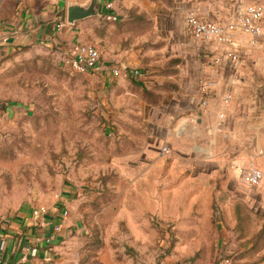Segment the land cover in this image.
<instances>
[{
    "label": "rangeland",
    "instance_id": "374dc122",
    "mask_svg": "<svg viewBox=\"0 0 264 264\" xmlns=\"http://www.w3.org/2000/svg\"><path fill=\"white\" fill-rule=\"evenodd\" d=\"M63 1L0 0V10ZM112 2L138 54L156 42L154 13L178 14L181 5ZM90 17L89 38L105 40L109 20ZM73 45L41 40L0 57V216L62 204L73 226L69 264H219L222 255L264 264L263 199L220 193L222 181L204 165L148 158L145 113L159 97L140 78L76 71ZM236 189L254 187L238 181Z\"/></svg>",
    "mask_w": 264,
    "mask_h": 264
},
{
    "label": "crops",
    "instance_id": "0c3cea01",
    "mask_svg": "<svg viewBox=\"0 0 264 264\" xmlns=\"http://www.w3.org/2000/svg\"><path fill=\"white\" fill-rule=\"evenodd\" d=\"M69 1L74 0L58 6L33 4L18 11L0 10V57L41 40L68 39L74 41L73 50L80 42L95 44L107 61L121 67L123 73L117 77L140 78L159 97L147 103L145 113L152 144L145 152L148 158L167 157L193 165L195 170L204 165L211 178L222 181L220 193L243 201H264V178L254 189H236L238 181L251 188L240 174L241 166L253 163L264 171V32L251 35L238 29L231 41L221 43L196 38L183 21L188 10H195L202 17L226 22L234 17L236 6L264 0H181L177 12L181 21L175 11L154 13L156 42L139 52L146 68L136 61L140 57L131 42L124 40L132 38L131 33H121L116 27L114 21L120 15L106 5L112 0H101L100 17L110 23L105 40L101 35L89 38L90 16L71 24L61 19ZM107 11L116 13L117 19L107 18ZM59 23L64 25L59 27ZM144 39L148 37L139 40ZM228 50L238 58L229 57ZM135 67L142 68L141 76L130 73ZM164 146L170 151L163 152ZM65 210L57 203L46 213L34 210L20 217L0 216V258L6 264H69L73 254L67 239L73 226Z\"/></svg>",
    "mask_w": 264,
    "mask_h": 264
},
{
    "label": "built area",
    "instance_id": "2783aa9c",
    "mask_svg": "<svg viewBox=\"0 0 264 264\" xmlns=\"http://www.w3.org/2000/svg\"><path fill=\"white\" fill-rule=\"evenodd\" d=\"M107 7L111 8L113 3L107 2ZM234 17L229 21L212 20L202 17L195 10H188L184 16L186 28L199 39L216 40L221 43H228L232 39V35L238 29L251 35H260L264 32V1L258 3H249L246 5H238L235 7ZM106 17L109 19H117V14L106 12ZM64 23H59L62 27ZM227 55L232 59H237L238 54L233 50H228ZM72 67L79 72H92L99 75H120L123 70L115 63L107 61L101 49L93 43L80 42L77 43L73 50V56L70 60ZM130 73L134 77H139L143 74L140 67L132 68ZM163 152H169V148L164 146ZM240 174L244 182L249 186H256L261 183L264 178V171L253 163L240 167ZM48 212L46 206L41 207L40 213ZM68 213L64 211V215ZM58 228V226H57ZM0 264H6L0 258ZM219 264H238L234 258L228 255H222Z\"/></svg>",
    "mask_w": 264,
    "mask_h": 264
},
{
    "label": "water",
    "instance_id": "95a60500",
    "mask_svg": "<svg viewBox=\"0 0 264 264\" xmlns=\"http://www.w3.org/2000/svg\"><path fill=\"white\" fill-rule=\"evenodd\" d=\"M100 14L101 0L69 1L67 3L66 20L68 23H74L77 20Z\"/></svg>",
    "mask_w": 264,
    "mask_h": 264
}]
</instances>
